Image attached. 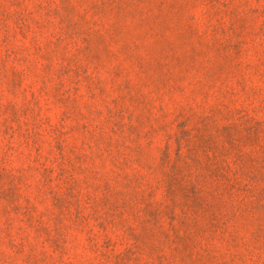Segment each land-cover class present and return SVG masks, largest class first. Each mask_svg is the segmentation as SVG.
I'll list each match as a JSON object with an SVG mask.
<instances>
[{
  "label": "rangeland",
  "instance_id": "1",
  "mask_svg": "<svg viewBox=\"0 0 264 264\" xmlns=\"http://www.w3.org/2000/svg\"><path fill=\"white\" fill-rule=\"evenodd\" d=\"M0 264H264V0H0Z\"/></svg>",
  "mask_w": 264,
  "mask_h": 264
}]
</instances>
